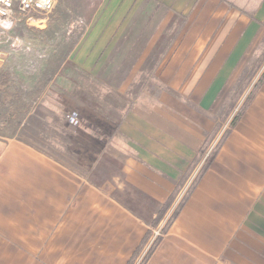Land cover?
<instances>
[{
    "label": "crops",
    "instance_id": "obj_1",
    "mask_svg": "<svg viewBox=\"0 0 264 264\" xmlns=\"http://www.w3.org/2000/svg\"><path fill=\"white\" fill-rule=\"evenodd\" d=\"M255 18L264 19V0ZM231 25L180 40L178 54L159 72L169 92L158 102L125 107L116 118L76 105L75 135L90 148L77 166L18 138L0 145V264H264V76L141 262L153 239L142 246L144 237L168 219L202 164L192 168L214 128L213 104L231 75L226 53L238 41L245 44L240 27L225 37ZM104 45L97 51L92 39L80 40L54 77H110L103 69L109 58L101 53ZM106 159L115 169L100 172L98 181L93 167Z\"/></svg>",
    "mask_w": 264,
    "mask_h": 264
},
{
    "label": "rangeland",
    "instance_id": "obj_2",
    "mask_svg": "<svg viewBox=\"0 0 264 264\" xmlns=\"http://www.w3.org/2000/svg\"><path fill=\"white\" fill-rule=\"evenodd\" d=\"M261 2L55 0L53 11L46 17L17 15L0 27V145L8 138H18L55 160L77 166L90 148L75 135L78 127L68 118H80L76 105L93 107L116 118L117 111L125 107L158 102L168 91L159 72L166 59L178 54L180 40L204 37L216 25L232 23L225 37L240 27L238 39L244 38L245 44L238 45V41L226 53L231 75L212 107V134L192 164L193 168L199 160L202 163L197 177L264 76V19L255 18ZM220 8L225 12H218ZM82 39H92L97 47L92 48L97 51L105 44L101 53L109 58L103 69L110 77H54ZM93 169L99 181L100 172L115 169L114 162L106 159ZM167 220L153 235L148 232L142 246L153 237L150 248L161 237ZM151 226L156 227L153 222Z\"/></svg>",
    "mask_w": 264,
    "mask_h": 264
},
{
    "label": "built area",
    "instance_id": "obj_3",
    "mask_svg": "<svg viewBox=\"0 0 264 264\" xmlns=\"http://www.w3.org/2000/svg\"><path fill=\"white\" fill-rule=\"evenodd\" d=\"M55 6V0H0V27L16 17L17 15L27 16L33 19L35 15L46 17ZM42 21V20H37ZM72 120V126L77 125V118L68 117Z\"/></svg>",
    "mask_w": 264,
    "mask_h": 264
},
{
    "label": "trees",
    "instance_id": "obj_4",
    "mask_svg": "<svg viewBox=\"0 0 264 264\" xmlns=\"http://www.w3.org/2000/svg\"><path fill=\"white\" fill-rule=\"evenodd\" d=\"M262 80H260V83H261ZM259 83V84H260ZM259 86V85H258ZM258 88V87H257ZM256 88V89H257ZM253 94L248 98V101L246 103V105L244 106V108L240 111V113L238 115H236L231 123H230V129H232L236 123L238 122V120L240 119V117L242 116L247 104L249 103V101L251 100ZM229 129V130H230ZM229 130L228 132L225 133V136L229 133ZM224 136V138H225ZM218 148V147H217ZM217 148L216 150L214 151V153H212V155L204 162L203 164V167L200 171V173L198 174V176L196 177L195 181L193 182L192 186L188 189V192H186V194L184 195V197L182 198V200L179 202V204L177 205V208L172 212V214L170 215V217L168 218L167 222H166V226L164 227L163 229V233H165L168 229V227L171 225L172 221L175 219V217L178 215L180 209L182 208L183 206V203L185 201V198L187 197V194L191 191V188L193 187L194 183L203 175V173L208 169V167L210 166L211 162L213 161L214 157H215V154H216V151H217ZM174 196H175V193L172 194L168 200L161 206V208L159 209L157 215H156V218L154 219L153 221V225L156 226L160 221L161 219L163 218V216L165 215L166 211L168 210V208L170 207V204L172 203L173 199H174ZM148 234V233H147ZM146 234V236H147ZM146 236L144 237L143 241H142V244L144 243L145 239H146ZM161 237H158L153 245L149 248V250L147 251L144 259L142 260V262H144L147 257L151 254V252L153 251V249L155 248V246L159 243Z\"/></svg>",
    "mask_w": 264,
    "mask_h": 264
},
{
    "label": "clouds",
    "instance_id": "obj_5",
    "mask_svg": "<svg viewBox=\"0 0 264 264\" xmlns=\"http://www.w3.org/2000/svg\"><path fill=\"white\" fill-rule=\"evenodd\" d=\"M6 27H10V25H5Z\"/></svg>",
    "mask_w": 264,
    "mask_h": 264
}]
</instances>
